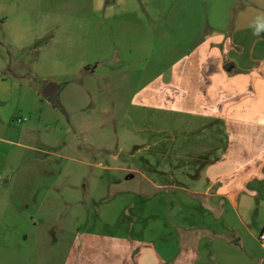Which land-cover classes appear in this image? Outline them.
I'll return each mask as SVG.
<instances>
[{
  "label": "crops",
  "instance_id": "obj_1",
  "mask_svg": "<svg viewBox=\"0 0 264 264\" xmlns=\"http://www.w3.org/2000/svg\"><path fill=\"white\" fill-rule=\"evenodd\" d=\"M142 1L99 0L95 73L145 80L131 127L147 135L126 150L156 190L137 196L161 197L148 219L163 226L135 231L134 216L132 234L79 233L65 264H264V0ZM117 20L108 44L107 22ZM7 164L0 191L22 181ZM1 202L0 234L11 193Z\"/></svg>",
  "mask_w": 264,
  "mask_h": 264
},
{
  "label": "rangeland",
  "instance_id": "obj_2",
  "mask_svg": "<svg viewBox=\"0 0 264 264\" xmlns=\"http://www.w3.org/2000/svg\"><path fill=\"white\" fill-rule=\"evenodd\" d=\"M109 1L108 7L117 2ZM99 6V0H0V138L9 142H0V175L7 163L11 175L22 174L16 188L0 191V206L7 192L14 200L1 223L0 247L9 250L0 252V264H65L79 233L141 232L161 210V197L152 203L137 196L151 198L156 190L126 150L147 135L148 126L131 127L132 99L145 80L95 73L104 25ZM115 22H107L108 44L119 31ZM49 82L65 86L66 114L42 96ZM134 216L140 221L130 230ZM153 225L161 230L162 220Z\"/></svg>",
  "mask_w": 264,
  "mask_h": 264
},
{
  "label": "water",
  "instance_id": "obj_3",
  "mask_svg": "<svg viewBox=\"0 0 264 264\" xmlns=\"http://www.w3.org/2000/svg\"><path fill=\"white\" fill-rule=\"evenodd\" d=\"M233 64H228L226 66V70L230 71L233 68ZM65 89V86L62 84H58L55 82H49L43 92L42 96L47 99L48 102H50L54 108L61 110L64 114H66L65 108L62 105L61 102V94L63 90Z\"/></svg>",
  "mask_w": 264,
  "mask_h": 264
},
{
  "label": "built area",
  "instance_id": "obj_4",
  "mask_svg": "<svg viewBox=\"0 0 264 264\" xmlns=\"http://www.w3.org/2000/svg\"><path fill=\"white\" fill-rule=\"evenodd\" d=\"M25 121H27V120H25V119H24V120H23V119H19V123H24ZM259 240H260V243H261L262 245H264V230H263V232L261 233Z\"/></svg>",
  "mask_w": 264,
  "mask_h": 264
},
{
  "label": "clouds",
  "instance_id": "obj_5",
  "mask_svg": "<svg viewBox=\"0 0 264 264\" xmlns=\"http://www.w3.org/2000/svg\"><path fill=\"white\" fill-rule=\"evenodd\" d=\"M254 35H260V29H257L256 31H254V33H253Z\"/></svg>",
  "mask_w": 264,
  "mask_h": 264
},
{
  "label": "trees",
  "instance_id": "obj_6",
  "mask_svg": "<svg viewBox=\"0 0 264 264\" xmlns=\"http://www.w3.org/2000/svg\"><path fill=\"white\" fill-rule=\"evenodd\" d=\"M110 3H114V2H116V0H111V1H109ZM4 22L3 21H0V26L3 24Z\"/></svg>",
  "mask_w": 264,
  "mask_h": 264
}]
</instances>
